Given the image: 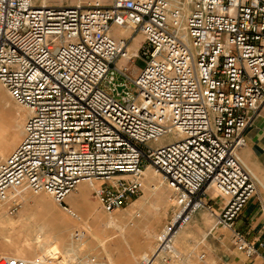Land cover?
Here are the masks:
<instances>
[{"label":"built area","instance_id":"2783aa9c","mask_svg":"<svg viewBox=\"0 0 264 264\" xmlns=\"http://www.w3.org/2000/svg\"><path fill=\"white\" fill-rule=\"evenodd\" d=\"M0 86L28 112L23 139L0 163L8 216L26 193H44L75 219L66 199L83 182L112 215L140 197L150 168L173 206L158 249L205 211L211 231H231L245 257L264 250L233 230L260 186L240 152L264 105V0H0ZM173 252L162 261L185 262Z\"/></svg>","mask_w":264,"mask_h":264},{"label":"rangeland","instance_id":"374dc122","mask_svg":"<svg viewBox=\"0 0 264 264\" xmlns=\"http://www.w3.org/2000/svg\"><path fill=\"white\" fill-rule=\"evenodd\" d=\"M43 1L46 2L47 6L55 7L75 6L78 4L92 3L94 1H100L103 4L110 2V0H33V3L36 5H42ZM135 66L139 69L143 68L142 61H136ZM133 73L135 75L137 74V71L134 70ZM26 119V110L16 105L9 98L6 91L3 88H0V163L8 158L11 152L15 149H7V145L9 144L8 140H11L13 144L17 145L23 139ZM174 136V132L170 133L161 140V144L173 141L175 139ZM160 181L151 170L147 171L145 173L144 190L140 197L135 199V201H133V203L126 209L118 211L112 215H106L101 211L99 204L94 197L93 190L91 187L84 184L85 188L83 187L82 195L86 197L88 204L85 205V202L83 201L79 202L76 206L69 204L70 208L81 219L80 221H76L64 213L50 196L44 193L37 195L26 193L22 197L23 201L20 208L13 216H8L5 210L0 211V257H20L33 263H39L37 255L40 254V251L36 245L31 242L34 241V231H32L31 226H25V224L28 223L29 225H33L34 221H37L38 223H41V225H44L46 223L44 219L47 217L49 219L56 218L59 223L65 225L64 229L66 230L59 233L62 238L67 240L64 246L59 249L63 254L69 248L68 240L70 239V234L74 231H84L83 245H79V243L74 244L77 257V263L74 264H83L87 262L88 259H94L95 264H119L118 256L120 248L115 242L121 239L120 232L114 228L107 229L103 227V224L106 223L107 227L110 225V220L113 219L118 227L124 229L125 232H128L134 229L133 227L136 223L144 221L145 218H153L155 213L154 208H158V216H160L159 223L157 224L156 229L150 228V226L148 229L149 231L153 229L152 231L155 232V236L160 235L164 227L170 221L173 212V206L169 201L170 193L165 187L161 186ZM212 194L215 195V193ZM78 196V192L76 191L70 195V198L76 199ZM135 212L141 214L140 219L132 220V216ZM200 213L204 215V220L201 221L199 237L188 233V238H181L183 232L185 233L190 229L187 226L179 232L175 239H173L172 243H175L173 245V247H175L174 249L185 261L182 264H208L209 262L207 261L208 257L205 252V247L208 244H212L213 236L215 235V231L210 234L213 227V220L205 211ZM38 217H42V219L38 220ZM95 217L97 218L96 222H94ZM131 220L133 226L129 225ZM10 222L14 223V225H8ZM151 223L152 220L150 219L149 225H151ZM52 229L53 227H48L46 228V231L50 232ZM57 232L58 231L55 230V234H57ZM126 234L127 233H124V235ZM113 236H118L117 240H109ZM7 240L8 242H6ZM101 242H105L104 245H101ZM30 244L31 247L27 250ZM119 246L124 250L127 248L124 242ZM150 246L151 248H155L157 246V239L154 238L153 244ZM151 248L148 247V253L151 252ZM190 250L194 252L195 256L188 258ZM142 254L144 253L140 252L138 256L140 257ZM202 254H205L204 260H200ZM148 258L149 257L145 259L147 260ZM59 260H61L60 257L55 259L53 263L56 264ZM134 264H140V259L135 261ZM158 264L181 263L178 261L164 262L159 260Z\"/></svg>","mask_w":264,"mask_h":264},{"label":"crops","instance_id":"0c3cea01","mask_svg":"<svg viewBox=\"0 0 264 264\" xmlns=\"http://www.w3.org/2000/svg\"><path fill=\"white\" fill-rule=\"evenodd\" d=\"M110 3L111 0L107 4ZM43 4H46V2L43 1ZM245 138L246 145L241 150L240 154L244 162L248 165L255 177L258 179L260 186L258 187L256 195H254V197L250 199L243 211L240 213L237 220L234 222L233 230L240 232L244 235L249 243L256 245L259 242L264 243V105L262 106L253 124L246 130ZM85 185H79L77 190L79 196L76 199L70 198V196L66 199V204L68 206L69 204H73V206H76L81 201L85 202V205L88 204L86 201V197L82 195L83 187L85 188ZM210 199V204L213 206L215 212L218 213L220 211V203L218 202L219 200L216 199V196L213 194L210 195ZM154 212L155 213L153 215V218H150L152 220V227L151 225H149V218H145L144 221L136 223L133 227L134 229L128 232H125L124 229L118 227L115 223V220L113 219L110 220L109 226L106 227V223L103 224V227L107 229L114 228L120 232L121 239L119 241L117 240L118 236H113L109 239L117 240L115 244L120 248L118 256L119 264H134V262L138 259H140L141 262L145 258L150 257L154 249L151 248L150 245L153 244L154 238L157 239V237L159 236H155V232L152 231L153 229H156L160 218V216H158L159 209L155 210L154 208ZM41 219L42 217H38V220ZM44 220L46 221L44 225H41V223H38L37 221H34L33 225H29L28 223L25 224V226H31L32 231H34V241L31 242H33L40 251V254L37 255V260L39 261V263L54 264L53 261H55V259H58L59 257L61 258V260H59L56 264L77 263L74 244L79 243V245H83L84 236L79 235L78 237H73V233H71L70 239L68 240L69 248L63 254L59 251V249L60 247L64 246L67 240H65V238H62L59 233H62L66 230L64 229L65 225L59 223L56 218L49 219L46 217V219ZM202 220H204L203 214L197 213L196 215H194L190 224L188 225L190 229L185 233L183 232L181 238H188V233L194 234L196 237H199V229ZM96 221L97 218L95 217L94 222ZM8 225L12 226L14 225V223L10 222L8 223ZM149 226L150 228H153L151 231H149L148 229ZM48 227H53V229L48 232L46 231V228ZM55 230L58 231L57 234H55ZM163 232H165L164 229L162 230L161 234ZM213 232L214 231H210V234ZM124 233L127 234L124 235ZM214 233L215 235L213 236L212 244H208L205 247V252L208 257L207 261H209L208 264H215L217 261H223L227 264H264V250L258 249V253L256 254V256L247 258L243 253L237 251L234 248L231 231L222 229L219 231H215ZM6 242H8V240ZM122 242H124L127 247L125 248V250L119 246L122 244ZM104 243L105 242H101V245H104ZM30 247L31 244L28 246L27 250H29ZM148 247L151 248L150 253H148L147 251ZM140 252L144 254L139 257L138 254ZM188 254L190 255H188V258L195 256L192 250H190ZM83 264L93 263H91V261L89 260L88 262H85Z\"/></svg>","mask_w":264,"mask_h":264},{"label":"bare ground","instance_id":"6f19581e","mask_svg":"<svg viewBox=\"0 0 264 264\" xmlns=\"http://www.w3.org/2000/svg\"><path fill=\"white\" fill-rule=\"evenodd\" d=\"M42 5H44V6H47L46 4H43L42 3ZM120 34L119 35H125L123 32H119ZM137 41H139V37H137L136 39H135V43H134V45L131 47V49H135L136 48V43H137ZM0 88H2V87H0ZM26 113H27V116H28V112L26 111ZM16 141V140H15ZM8 142H9V144L7 145V149L8 150H11V149H13V148H17L18 147V145L20 144H17V145H15V144H13L12 143V141L11 140H8ZM17 142V141H16ZM15 149L11 152V153H13L14 151H15ZM149 170H151L150 168H148L147 170H146V172L147 171H149ZM145 172V173H146ZM153 172V171H152ZM154 173V175H156L158 178H159V181H160V177L158 176V174H156L155 172H153ZM80 184H86V183H80ZM79 184V185H80ZM79 185H78V187H79ZM86 185H88V184H86ZM89 186V185H88ZM78 187H77V190H78ZM90 187V186H89ZM155 210H158V209H155ZM76 214V213H75ZM72 218V217H71ZM72 219H74V218H72ZM74 220H76V221H80L81 219L79 218V216L76 214V218L74 219ZM114 226V225H113ZM164 233V232H163ZM161 235V234H160ZM159 235V236H160ZM158 236V237H159ZM158 237H157V240H158ZM173 243L172 244H168L166 247H164L162 250H160V248L158 249V246H156L154 249H153V251H152V253H151V255H150V257L146 260H143V261H141L140 262V264H158V262H159V260H162L163 259V253H167L168 252V248H169V250L171 251V252H173V253H175L176 252V250L174 249V247H173ZM176 254H177V252H176ZM11 257H13V256H11ZM16 258H18V257H16ZM19 259H22V260H25V261H27L26 259H23V258H19ZM27 262H29V261H27ZM43 264V263H42Z\"/></svg>","mask_w":264,"mask_h":264},{"label":"water","instance_id":"95a60500","mask_svg":"<svg viewBox=\"0 0 264 264\" xmlns=\"http://www.w3.org/2000/svg\"><path fill=\"white\" fill-rule=\"evenodd\" d=\"M120 91V90H119Z\"/></svg>","mask_w":264,"mask_h":264}]
</instances>
